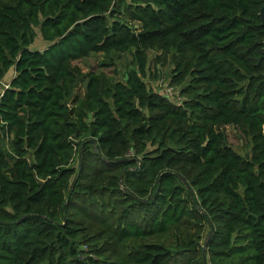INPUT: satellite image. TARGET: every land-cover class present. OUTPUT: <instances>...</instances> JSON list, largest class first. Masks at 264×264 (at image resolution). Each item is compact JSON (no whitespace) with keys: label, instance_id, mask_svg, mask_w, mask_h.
Returning a JSON list of instances; mask_svg holds the SVG:
<instances>
[{"label":"trees","instance_id":"trees-1","mask_svg":"<svg viewBox=\"0 0 264 264\" xmlns=\"http://www.w3.org/2000/svg\"><path fill=\"white\" fill-rule=\"evenodd\" d=\"M263 3L0 0V264H264Z\"/></svg>","mask_w":264,"mask_h":264},{"label":"rangeland","instance_id":"rangeland-1","mask_svg":"<svg viewBox=\"0 0 264 264\" xmlns=\"http://www.w3.org/2000/svg\"><path fill=\"white\" fill-rule=\"evenodd\" d=\"M46 41L42 39L41 35L36 29L35 40L30 45L32 48L42 49L46 46ZM156 51L149 50V69L147 75L144 77L147 85L153 89L161 90L166 92L171 98H179L178 86H173L169 84L170 73H171V64L169 62L165 63H154L152 58ZM132 53L128 52H115L112 51L107 55L103 53H93L89 56L78 58L73 60L76 62L83 71L87 70H103L107 72L112 77H121L122 73L126 68L132 65ZM157 71V76L154 75V72ZM75 92H78L80 95L84 93V82L79 81ZM229 142L236 148L240 153H244L249 149L248 139L243 136L241 131L233 126L228 125L224 127ZM264 129V128H263Z\"/></svg>","mask_w":264,"mask_h":264},{"label":"water","instance_id":"water-1","mask_svg":"<svg viewBox=\"0 0 264 264\" xmlns=\"http://www.w3.org/2000/svg\"><path fill=\"white\" fill-rule=\"evenodd\" d=\"M258 15H259V17H260V22H261V25L262 26H264V3L261 5V7H260V9H259V11H258ZM261 45H262V52H263V54H264V38L261 40ZM90 141L92 142V143H94L95 141H94V139L93 138H91L90 139ZM83 145V144H82ZM82 145H81V148H80V161H81V154H82ZM79 169H80V166H79ZM211 224V223H210ZM212 230V225H210V231ZM206 243H207V241H205L204 242V244H203V251H204V249H205V247H206Z\"/></svg>","mask_w":264,"mask_h":264},{"label":"crops","instance_id":"crops-1","mask_svg":"<svg viewBox=\"0 0 264 264\" xmlns=\"http://www.w3.org/2000/svg\"><path fill=\"white\" fill-rule=\"evenodd\" d=\"M13 73L14 71L11 70L10 73H7L3 78L0 79V90L3 88L4 84H7L9 82V79Z\"/></svg>","mask_w":264,"mask_h":264},{"label":"built area","instance_id":"built-area-1","mask_svg":"<svg viewBox=\"0 0 264 264\" xmlns=\"http://www.w3.org/2000/svg\"><path fill=\"white\" fill-rule=\"evenodd\" d=\"M8 84H4V86L3 87H6ZM2 90V89H1Z\"/></svg>","mask_w":264,"mask_h":264}]
</instances>
